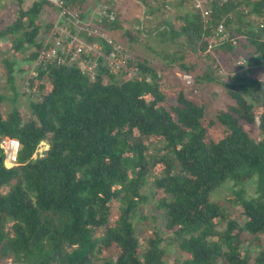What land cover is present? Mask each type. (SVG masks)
I'll return each instance as SVG.
<instances>
[{
    "label": "trees",
    "instance_id": "16d2710c",
    "mask_svg": "<svg viewBox=\"0 0 264 264\" xmlns=\"http://www.w3.org/2000/svg\"><path fill=\"white\" fill-rule=\"evenodd\" d=\"M58 1L66 19L76 13L104 31L65 26L102 55H92L91 75L40 60L53 45L58 6L11 1L14 15L0 23V70L12 85L17 64L34 67L22 79L32 96L25 114L0 111V138L19 143L12 166L0 149V264H97L104 256L166 264L169 248L179 254L174 264H264V0H201L207 16L193 0ZM103 6L112 20L98 16ZM114 34L153 41L164 61L131 56ZM105 38L127 57L115 69ZM176 72L191 87L222 84L231 102L207 119L203 101L171 86ZM229 182L240 196L255 185L256 198H239L238 214L210 201ZM154 196L163 224L144 236V205Z\"/></svg>",
    "mask_w": 264,
    "mask_h": 264
},
{
    "label": "rangeland",
    "instance_id": "374dc122",
    "mask_svg": "<svg viewBox=\"0 0 264 264\" xmlns=\"http://www.w3.org/2000/svg\"><path fill=\"white\" fill-rule=\"evenodd\" d=\"M4 1L5 5H3ZM11 1L13 0H0V23L2 24H5V21L9 22L14 15L12 12L13 9ZM51 15H53V11ZM48 18V10L45 9L42 13L41 21L47 22V20H49ZM118 35L114 34L115 39L119 41L118 43H120L131 56H133V54H136L135 56L145 58L157 64H161L164 61L159 53L156 44H154L153 41L148 40L147 38H141L137 43H131L124 38H120ZM42 38H45V36H43ZM0 44L2 49L4 50L5 48L4 51H6L5 42L1 41ZM2 56L3 53L0 52V68H2ZM19 67H22L24 71L21 73L18 72ZM33 67V64L28 65L24 62H20V64H17L15 66V83H13L12 85L7 82L4 70H0V95L3 96V100L0 103V111L3 115L9 112L13 107L22 109L24 111V114L25 110L29 108V105L26 101L32 96L26 93L27 89H25L24 81L22 79L25 78L26 75L33 72ZM221 68L223 70L225 69L224 66H222ZM183 81L188 84V86L182 85ZM192 82L193 79L190 76H184L179 72L174 73V76H172L171 78L172 87H181L188 95L205 103L207 119L213 118L217 111L225 110L227 104L231 102V99L227 96L222 84L214 82L205 84L204 86L191 87ZM241 123L246 130L250 131L253 136L257 137L258 134L257 132H255L253 126L243 120L241 121ZM146 190L147 188H145V192ZM239 198L245 200H254L256 198L254 183L246 184L244 186L243 195L240 196L239 187L234 186L232 182H229L222 188L214 190L210 196V201L215 204H219L222 207H228V209H230V212H232L233 214H238L242 210L241 205L237 203ZM157 201L158 196L149 197L147 204L144 205L145 219L141 223L144 236L150 235L153 228L161 226L163 224L162 212L156 208ZM118 205V203H115L113 205L111 221L114 220ZM141 240L142 237L139 236V241ZM178 256L179 254L175 252L173 248H169L168 257L166 258V264H174V260ZM110 259L111 258L108 256L101 257L97 260V264H113V261Z\"/></svg>",
    "mask_w": 264,
    "mask_h": 264
},
{
    "label": "built area",
    "instance_id": "2783aa9c",
    "mask_svg": "<svg viewBox=\"0 0 264 264\" xmlns=\"http://www.w3.org/2000/svg\"><path fill=\"white\" fill-rule=\"evenodd\" d=\"M45 1L57 5L59 12L53 20L54 28L50 32V36L53 38L52 48L47 52H41V54L38 55L39 59L42 60L41 58L45 56V58L48 60H54L56 64L71 63L77 65L78 68H80V70L84 73L91 75L92 70L96 67V62L92 59V55H102V47L97 42L89 43L80 39V37L77 35L71 34V32L65 26H67V23H70L73 27H75L76 31H86V34L93 33L101 37H105L104 31L97 28L95 29L94 25H91V21H89V19L82 21L76 13L72 14V19H66V9L62 7V3H60L58 0ZM106 7L107 6L101 7L99 12L96 13L99 17L106 16L108 20H112L113 14L110 12L108 13L106 11ZM191 7L192 10L200 11L203 16H207L209 14V10L207 8L204 9L201 0H193ZM59 23L61 24L59 25ZM221 30L222 26L220 25L218 27V33H220ZM105 39L107 44L111 47V52L106 57L110 61L111 68L115 69L118 66L124 64V60H126L127 57L124 54H120L122 52V48L119 44L112 42L109 38ZM212 41L215 42V39ZM115 53H119V56L112 57V55ZM80 56L82 57L80 58ZM239 64H241V62H239ZM47 148L48 147L42 142L38 150L40 158L44 156V152ZM0 149L3 151L4 164L6 166H12L16 164L17 152L19 150V143L17 140L7 137L0 138ZM6 264L27 263L15 262L9 259L6 261Z\"/></svg>",
    "mask_w": 264,
    "mask_h": 264
},
{
    "label": "crops",
    "instance_id": "0c3cea01",
    "mask_svg": "<svg viewBox=\"0 0 264 264\" xmlns=\"http://www.w3.org/2000/svg\"><path fill=\"white\" fill-rule=\"evenodd\" d=\"M29 1V0H28ZM3 5H5V1L3 2Z\"/></svg>",
    "mask_w": 264,
    "mask_h": 264
},
{
    "label": "water",
    "instance_id": "95a60500",
    "mask_svg": "<svg viewBox=\"0 0 264 264\" xmlns=\"http://www.w3.org/2000/svg\"><path fill=\"white\" fill-rule=\"evenodd\" d=\"M0 161H1V157H0Z\"/></svg>",
    "mask_w": 264,
    "mask_h": 264
}]
</instances>
